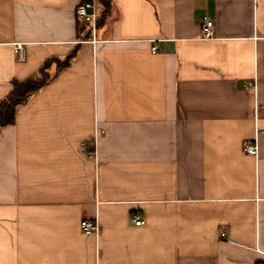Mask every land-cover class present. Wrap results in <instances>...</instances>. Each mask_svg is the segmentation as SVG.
Returning <instances> with one entry per match:
<instances>
[{
    "label": "crops",
    "instance_id": "1",
    "mask_svg": "<svg viewBox=\"0 0 264 264\" xmlns=\"http://www.w3.org/2000/svg\"><path fill=\"white\" fill-rule=\"evenodd\" d=\"M84 1L0 0V264H264V0Z\"/></svg>",
    "mask_w": 264,
    "mask_h": 264
},
{
    "label": "built area",
    "instance_id": "2",
    "mask_svg": "<svg viewBox=\"0 0 264 264\" xmlns=\"http://www.w3.org/2000/svg\"><path fill=\"white\" fill-rule=\"evenodd\" d=\"M99 2L95 0L84 1L80 3L75 9V21L79 29H89V33L92 35L94 41L95 33L98 29L99 20L101 18L99 11ZM201 39L204 41L211 40L215 36V25L210 19H204L201 23L200 31ZM151 52L154 54L156 52V47L151 48ZM18 56L21 60L23 58V49L19 47ZM244 151L250 156H257L258 148L256 142L246 144L244 146ZM134 223L136 226L143 225V221L135 219ZM82 232L85 234H90L96 231L97 227L87 221H83L80 224ZM222 235H225L223 233Z\"/></svg>",
    "mask_w": 264,
    "mask_h": 264
},
{
    "label": "trees",
    "instance_id": "3",
    "mask_svg": "<svg viewBox=\"0 0 264 264\" xmlns=\"http://www.w3.org/2000/svg\"><path fill=\"white\" fill-rule=\"evenodd\" d=\"M99 6L102 20L110 10L111 0H99ZM68 64V62L65 63V66ZM48 66L49 62L41 67L38 77L12 82L10 94L0 102V127L13 124L16 107L25 104L32 95L52 79L46 72Z\"/></svg>",
    "mask_w": 264,
    "mask_h": 264
},
{
    "label": "rangeland",
    "instance_id": "4",
    "mask_svg": "<svg viewBox=\"0 0 264 264\" xmlns=\"http://www.w3.org/2000/svg\"><path fill=\"white\" fill-rule=\"evenodd\" d=\"M85 30H88V29L85 28Z\"/></svg>",
    "mask_w": 264,
    "mask_h": 264
}]
</instances>
